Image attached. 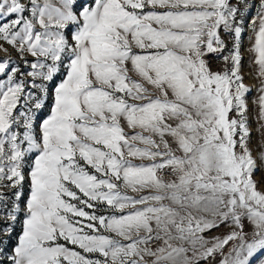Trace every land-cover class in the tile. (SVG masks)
<instances>
[{
	"label": "snow or ice",
	"instance_id": "6c2138e0",
	"mask_svg": "<svg viewBox=\"0 0 264 264\" xmlns=\"http://www.w3.org/2000/svg\"><path fill=\"white\" fill-rule=\"evenodd\" d=\"M0 264H264V0H0Z\"/></svg>",
	"mask_w": 264,
	"mask_h": 264
},
{
	"label": "rangeland",
	"instance_id": "374dc122",
	"mask_svg": "<svg viewBox=\"0 0 264 264\" xmlns=\"http://www.w3.org/2000/svg\"><path fill=\"white\" fill-rule=\"evenodd\" d=\"M248 83H251V81H247ZM254 127H255V125H254Z\"/></svg>",
	"mask_w": 264,
	"mask_h": 264
}]
</instances>
